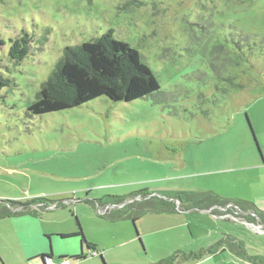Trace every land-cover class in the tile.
I'll return each instance as SVG.
<instances>
[{"label": "rangeland", "instance_id": "374dc122", "mask_svg": "<svg viewBox=\"0 0 264 264\" xmlns=\"http://www.w3.org/2000/svg\"><path fill=\"white\" fill-rule=\"evenodd\" d=\"M108 30L139 50L160 89L133 101L100 96L31 116L28 106L65 48ZM24 33L30 51L16 63L8 57L11 39ZM235 42L244 60L253 46L259 69L241 59L232 68ZM230 72L242 81L253 75L261 85L231 90ZM0 73L9 81L0 89V208L28 209L54 228L75 224L77 216L90 235L108 240L114 232L121 243L140 233L139 225L98 221L97 201L120 203L115 214L137 215L140 201L168 200L177 191L264 200V0H0ZM37 197L48 205L30 201ZM28 199L25 206L5 201ZM22 213L0 218L1 233L11 237L16 224L27 221ZM157 214L143 212L139 223ZM173 216L190 227L164 230L161 236L172 234L165 244L146 246L142 238L148 253L198 252L225 233L242 242L244 253H231L228 244L211 264H261V221L230 222L201 211ZM43 238L50 248L52 239ZM133 245L144 254L141 241H130L112 251L107 264L133 263Z\"/></svg>", "mask_w": 264, "mask_h": 264}, {"label": "trees", "instance_id": "16d2710c", "mask_svg": "<svg viewBox=\"0 0 264 264\" xmlns=\"http://www.w3.org/2000/svg\"><path fill=\"white\" fill-rule=\"evenodd\" d=\"M234 3H243L245 0H232ZM251 1V0H250ZM31 37L24 33L20 37L11 39L8 57L16 63H21L29 54ZM234 58L231 57L232 68L233 62L238 63V60L246 61L250 68L259 69L260 62L255 61L258 55L254 53L252 45L248 47V57L244 60V56L239 53L242 49L240 42H235ZM3 61V60H1ZM232 71V70H230ZM230 72L228 87L233 90L236 88L238 92L249 91L251 88L261 85L255 76H247V81H242ZM249 77H251L249 79ZM253 79V80H252ZM254 81V82H252ZM8 80L4 79L0 73V89L8 84ZM160 89V83L155 72L150 66L145 63L138 49L130 43L114 36L112 30L95 39L86 41L82 44L68 46L65 48L63 56L56 63L55 68L49 77L42 82L41 88L37 93L36 99L28 106V111L31 116L41 115L47 112L59 111L80 106L86 102L96 99L100 96H107L113 101H133L151 95ZM253 97V95H252ZM149 194L142 196V199L147 198ZM168 199L178 200L180 206L187 205L188 207L212 208L224 207L232 204L234 210H240L243 213H255L259 221L264 223V211L248 200L229 199L222 197L212 190L203 191H177L168 194ZM125 198H119L122 202ZM45 197L33 198V202L41 201L48 205ZM7 204L12 205H29L28 203H20L19 201L5 200ZM147 201V202H146ZM140 201L141 213L143 212H162L175 211L174 201L161 199L158 202L152 198ZM55 203V204H54ZM99 205H102L97 201ZM54 205H61L60 202H52ZM55 206V207H59ZM8 207L0 208V218L12 215V211L27 212L28 209L18 208L11 209ZM32 207V206H31ZM32 210L31 208L29 209ZM124 210V209H123ZM33 211V210H32ZM35 212V211H33ZM140 214H127L120 212L118 214L111 213L110 218H127L131 219L136 224ZM141 216V215H140ZM246 218L253 221H258L257 218ZM81 236L83 241L88 245L89 249H95V245L86 241L82 227L78 231L71 234H63V236ZM230 245V249L239 255L244 253L242 242L238 239L226 236L220 239L215 245L203 248L198 252L176 251L173 255L160 259L154 264H175L180 259L185 262H192L203 259L208 255H213L220 247ZM227 248V247H226ZM50 258L51 256H47ZM84 256L80 255L79 258ZM63 259V258H62ZM102 262L106 264L102 255ZM260 259V263L264 264V258Z\"/></svg>", "mask_w": 264, "mask_h": 264}, {"label": "crops", "instance_id": "0c3cea01", "mask_svg": "<svg viewBox=\"0 0 264 264\" xmlns=\"http://www.w3.org/2000/svg\"><path fill=\"white\" fill-rule=\"evenodd\" d=\"M168 200L174 201L173 205L175 206V211L176 212L180 211L181 213H183L184 217L190 215V213L191 214L194 213L195 211H201L204 214L205 213L209 214L214 218H219L230 222H238L239 220L243 221L244 219H246V218H242L244 215H246V212L243 213L240 210H235V211L231 210L229 214H224V213H219L217 207L200 208V207H188L187 205L180 206L178 200L177 201L173 199H168ZM254 204L257 206L258 209L264 211V200L261 201L259 200L257 201V203L255 202ZM97 205L100 211V213L98 214L99 218L97 217L98 221H106L107 223H111V224H115L118 223V221H123V220L129 221V219L127 218H123V219L110 218L109 215L113 211L109 213L101 212V209H105V208L109 209V207L111 208V204L106 206L103 205L101 206L99 205V203H97ZM33 209L35 208H32V210ZM49 209H53V208L51 207ZM175 211L154 212L159 214H157V216H155L154 218H151L149 221L145 220L142 223L140 222L141 224L139 223V221L143 219V215L139 216L137 220V224L139 225V230L141 234L138 232V230H136V235H134L132 239H130L129 241H123L121 243H118L120 240L119 235L115 234L114 232L107 234L106 237L108 240H104L103 238L90 235L87 232V230L83 228L82 225L83 223L80 222L77 216H75L76 219L75 224L68 227L54 228L45 224L44 221H39L37 219V214L32 215L28 212H24L19 216L25 217L24 219H26L27 221H19L16 224L15 231L13 232L14 234H12L11 237L7 236V234L5 233L2 234L0 231V263L1 264H33L34 262H37L38 264H47L42 257L51 256L49 259L54 260L55 262H59L62 258H69L71 264H104L102 262L101 255L104 261L106 262V260H109L110 253L114 251L116 248L120 247L122 244L129 243L130 241H132L133 243H136L137 241H141L142 246L144 248L143 250L144 254L145 255L147 254V257L149 255L150 258L149 257L147 259L144 258V254H141L140 250L138 251L139 247L136 246L137 245L136 244L133 245L132 247V249L136 254V257L133 259L134 261L131 264H154L160 259L167 258L171 255H167V256L156 255L158 253H154L153 251L152 253L150 251L148 253V251L145 250L142 238L144 239L146 246L147 244L156 245L157 242L154 243V241H158V244H163V243L165 244L172 234L161 236L164 230L165 231L173 230L176 228L185 227L186 225L190 227V225L187 224L186 221H182L176 218L177 216H173L174 214H176ZM80 226L83 229L86 241L95 245V249L92 250H97L100 253V255L91 256V250L89 249L88 245L83 241L81 236H77V235L66 236V237L63 236V234H71L78 231ZM153 234H159L160 236L156 237L155 239H151V235ZM227 235L234 237L232 235L224 233L222 234V237H220L217 241L226 237ZM44 236H47L52 239L53 245L50 246V248H47V244L45 243L43 238ZM55 238H58V240H55ZM146 238L151 239L149 240V243L146 241ZM5 242L6 243L11 242V249L5 247L6 245ZM229 250L231 253L233 252L231 249ZM229 250L228 248L222 246V248L216 251L213 255H208L203 259H199L192 262H185L183 261V259H180L179 262L175 264H211L212 261H214V259H216L218 256L222 255L224 252H227ZM80 255L84 257L79 258ZM98 258H100V260H98Z\"/></svg>", "mask_w": 264, "mask_h": 264}, {"label": "built area", "instance_id": "2783aa9c", "mask_svg": "<svg viewBox=\"0 0 264 264\" xmlns=\"http://www.w3.org/2000/svg\"><path fill=\"white\" fill-rule=\"evenodd\" d=\"M117 204H120V203H117ZM117 204H111V208L109 207V209L108 208L101 209V212L102 213H109V212L113 211L115 208H117V206H118ZM232 206H233L232 204L228 205V207H232ZM52 207L55 208L54 205H52ZM98 255H100V253L97 250H91V256H98ZM47 264H71V261L69 258H63L59 262H55L54 260L48 259Z\"/></svg>", "mask_w": 264, "mask_h": 264}, {"label": "flooded vegetation", "instance_id": "af4514ba", "mask_svg": "<svg viewBox=\"0 0 264 264\" xmlns=\"http://www.w3.org/2000/svg\"><path fill=\"white\" fill-rule=\"evenodd\" d=\"M218 211H219V213H224V214H229L230 212H231V210H233V211H235L234 209H233V207H228V205H226V206H222V207H220V208H218L217 209ZM248 215V217H251L252 216V218H257L258 219V217L256 216V214L255 213H250V214H248V212L246 213V216ZM258 221H259V219H258ZM264 224V223H263Z\"/></svg>", "mask_w": 264, "mask_h": 264}, {"label": "water", "instance_id": "95a60500", "mask_svg": "<svg viewBox=\"0 0 264 264\" xmlns=\"http://www.w3.org/2000/svg\"><path fill=\"white\" fill-rule=\"evenodd\" d=\"M45 261H46V263H47V260L49 259L48 257H46V256H44V257H42Z\"/></svg>", "mask_w": 264, "mask_h": 264}, {"label": "bare ground", "instance_id": "6f19581e", "mask_svg": "<svg viewBox=\"0 0 264 264\" xmlns=\"http://www.w3.org/2000/svg\"><path fill=\"white\" fill-rule=\"evenodd\" d=\"M121 204H124V203L121 202ZM54 206H58V205H54ZM116 206H117V205H116ZM257 229H261V228L259 227V228H257Z\"/></svg>", "mask_w": 264, "mask_h": 264}]
</instances>
